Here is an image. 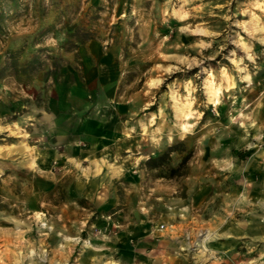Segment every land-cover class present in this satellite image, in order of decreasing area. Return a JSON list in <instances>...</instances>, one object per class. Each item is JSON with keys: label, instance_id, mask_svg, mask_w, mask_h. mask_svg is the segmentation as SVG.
Returning a JSON list of instances; mask_svg holds the SVG:
<instances>
[{"label": "clouds", "instance_id": "clouds-1", "mask_svg": "<svg viewBox=\"0 0 264 264\" xmlns=\"http://www.w3.org/2000/svg\"><path fill=\"white\" fill-rule=\"evenodd\" d=\"M232 2L233 0H227V5H216V7H229L230 12ZM30 3L47 13L58 6L59 0H30ZM107 3L108 0H104V4ZM192 3L194 0H176L175 3L173 0H165L162 6L163 14L167 18L187 21L190 16L195 17L205 7L201 2L200 8L195 11L184 10ZM177 5L180 11H177ZM152 7L160 6L156 4V0H153ZM148 15L153 18L152 13ZM207 15L215 16L217 13L210 10ZM236 15L249 17L247 21H236V26L264 44V0H246L244 4L238 3L237 12L231 15L225 13L222 19L230 21ZM131 16L138 17L137 24L144 19L143 12L135 5ZM164 22L167 23L168 20L165 19ZM63 23L64 19L61 18L56 23V30H60ZM25 31L29 36L25 39L24 45L35 49L59 50L60 43L66 35L61 31L58 38L55 31H45L33 38L31 28ZM127 31L133 30L128 28ZM226 31L227 29L212 30L207 22L196 23L195 20L179 28L180 33L200 39L188 45L183 54L164 56V60L169 63L167 66L155 65L156 69H161V74L157 78L151 79L154 69H148L144 73V76L151 80V82L145 81L147 90L141 89L148 102L144 103L138 112H133L129 120L122 121L124 136L127 139L139 136L141 140L136 150L133 151L129 147L126 155H121L118 148L111 163L108 162V157H105L103 164L107 165L108 171L103 175L100 174L99 166L93 167L96 164L94 160L88 161V167H82L83 162H81L76 163L74 169L54 168L55 174L42 172L37 166L36 160L40 153L37 145L41 142L47 143L49 136H62L63 141L58 143L69 142L68 127L71 125L63 126L60 117H57L56 123H50L48 113L35 107V104L31 107L25 104L23 107L28 111L19 120L0 117V135L6 134L5 139L9 136L20 139L19 144L0 145V177L4 175V166L11 165L46 176L56 183H60L67 176L69 180L75 182L78 195L84 197L90 205L97 207L106 203L119 188H123L125 192L129 191V188L135 189V185L125 186L122 181L125 171H133L141 176L167 172L168 164H159L150 169L152 156L156 150L163 154L180 142L195 141L198 156H203L205 139L208 136L218 135V129H223L224 125H219L218 122L217 125H213L212 119L205 120V112L200 110L201 107L207 110L211 105L213 113L219 116L217 106L231 101L228 127L230 128L231 124H238L244 132L239 137L240 142L235 145L239 155L234 154L229 148L221 153V158H216L214 155L207 165L200 164L197 160V167L204 171L194 170L187 181L184 180L183 175L176 180L165 181L164 183L172 186L167 189V197L160 198L161 205L150 204L151 197L141 196L138 207L134 209L135 219H130L126 214L123 224L113 221L112 215L101 214L113 225L110 229H99L95 223L90 224L89 221L95 212L88 210H83L82 216L71 222L67 221L62 213L50 210L34 213L20 207L19 204L12 206L19 208L17 216L0 211V221L13 225L0 226V264H144V261L138 258L129 259L120 255V249L116 246L122 242L118 230L126 233L127 237H132L134 233L129 231V226L145 223L140 216L145 217L153 226L147 236L130 242L136 248L138 256H146L149 264H264V124L257 126L251 114L245 115L247 105H243L238 114L233 115V112H237L234 107L236 95L233 91L237 90V81L246 85L239 91H245L253 84L252 74L245 60L256 65L257 57L250 45L245 43L243 36L236 33L234 38H230L225 35ZM228 42L242 49L244 55L237 56V52L233 50L225 57L234 66L235 75L230 76L229 69L224 66L214 74L211 66L204 67L205 61L214 60ZM217 43L219 50L214 48V44ZM3 46V41H0V48ZM175 47L184 46L177 44ZM192 51L196 52L195 56L191 54ZM5 60L10 66L11 58L5 57ZM193 68H199L200 71L188 78L187 74ZM176 73L184 74L183 86L187 95L180 96L178 84L169 85L167 92H159V87L165 82L163 78L165 74L171 76ZM202 75L206 79L201 87L195 84L194 80H200ZM198 88L203 94V99L199 102L195 95ZM9 90L13 93V99L16 93L26 99H32L15 84L11 89H0V93H7ZM157 92L160 95L158 109L156 112H148L147 109L157 103ZM2 98L3 95H0V99ZM112 103L114 101H108L101 95L97 107L102 105L110 107ZM169 108L171 113L167 111ZM38 113H42L40 120L36 119ZM139 113L144 115L136 119ZM137 127L140 131H137ZM252 129H255V135L251 134ZM29 141H32L33 146H29ZM70 143L79 146L83 141L79 137H71ZM120 143L121 141H117V145ZM140 144L146 146L147 151H143ZM218 147V144L212 145L214 154ZM59 155L58 152V157ZM170 156L172 165L178 166L183 154L171 151ZM9 160L11 165H5L4 162ZM70 163L75 162L70 161ZM191 163L190 161L189 164ZM126 164H130L131 167L125 169ZM177 170L180 173L186 171L179 168ZM156 183L160 185L161 181L158 180ZM185 183L188 185L186 196L182 195ZM198 185L212 187V191L199 204L193 199ZM116 199L119 204L120 197L117 196ZM71 203L76 204V201ZM67 207L68 204H64V208ZM141 243L151 244L152 247L140 248L138 245Z\"/></svg>", "mask_w": 264, "mask_h": 264}, {"label": "rangeland", "instance_id": "rangeland-1", "mask_svg": "<svg viewBox=\"0 0 264 264\" xmlns=\"http://www.w3.org/2000/svg\"><path fill=\"white\" fill-rule=\"evenodd\" d=\"M173 2L175 3L176 0ZM201 2L205 7L195 17L190 16L187 21H180L164 16L162 6L165 0H156V4L160 6L157 8L152 7L153 0H108L107 4H104V0H59L58 6L47 13L35 4H31L30 0H0V41H3L4 45L0 48V89H11L15 84L32 97L29 100L16 93L13 99V93L10 90L7 93H0L3 95L0 99V117L19 120L28 111L23 106L27 104L31 107L35 104V107L48 113L50 123H56L57 117H60V123L63 126L71 125L68 127L69 142L58 143V141H63L62 136H49L47 143L41 142L37 145L40 153L36 163L42 172L55 174L54 168L74 169L75 164L81 162H83L82 167H88V161L94 160L96 164L93 167L99 166L100 174L103 175L108 171L107 165L103 164L105 157H108V162L111 163L118 148L121 155H126L129 147L133 151L136 150L141 138L136 136L127 139L124 136L122 121L129 120L133 112H138V109L148 102V98L144 97L141 89L147 90L145 81L151 82V80L144 76V73L148 69H154L151 79L157 78L161 74V69H156L155 65L167 66L169 63L164 60V56L183 54L188 45L200 39L179 32L180 27L192 23L193 20L196 23L207 22L212 30L227 29L225 35L230 38H234L235 34L239 33L244 37L245 43L250 45L257 57L256 65H252L247 60L245 63L249 65L253 84L251 88L239 91L246 85L237 81V90H233L236 95L234 107L237 112H233V115H237L241 107L247 105L245 115L251 114L257 126L264 124V44L248 36L247 32L236 26V21H247L249 17L236 15L230 21L222 19L225 13L231 15L237 12L238 3L244 4L246 0H233L230 12L229 7H216V5H227V0H194V3L187 5L184 10L195 11L200 8ZM134 5L144 14V19L139 24H137L138 17L131 16ZM210 10L215 11L217 15L208 16L207 13ZM177 11H180L179 5H177ZM101 13H106V15L102 16ZM148 13H152L153 18H150ZM61 18L64 19L63 26L60 30H56V23ZM165 19L168 20L167 23L164 22ZM29 28L32 30L33 38L45 31H55L58 38L61 31L66 35L60 43L59 50L35 49L24 45L25 39L29 36L25 29ZM128 28L133 31H127ZM177 44L184 47L176 48ZM214 48L219 50V44H214ZM233 50L237 52V56L244 55L242 49L228 42L214 60L205 61L204 67L211 66L216 74L220 67L224 66L229 69L230 76L235 75L231 61L225 59ZM191 54L195 56L196 52L192 51ZM5 57L11 58L10 66L7 65ZM199 71V68H193L187 74L188 78L193 77ZM163 78L165 82L159 87V92H167L169 85L178 84L180 96L187 95L183 86L184 74L176 73L171 76L165 74ZM204 79L206 77L202 75L201 79L194 80V83L202 87ZM159 92L156 95L157 103L152 104L147 109L148 112L157 111L160 101ZM101 95L114 103L110 107L103 105L97 107ZM195 95L198 102L203 99L200 88ZM169 103H171L170 100ZM231 108V101L217 106L220 115L216 116L211 105L207 110L201 107L200 110L205 112V120L212 119L213 125H217V122L219 125H224L223 129H218V135L208 136L205 139L202 148L203 156H198L195 141L180 142L163 154L156 150L152 158L163 156L158 159L156 166L168 164L167 172L161 171L141 176L133 171H125L121 178L122 181L125 186L135 185V189L129 188V191L125 192L123 188H119L115 195H111L106 203L98 207L90 205L84 197L78 195L75 182L69 180L67 176L60 183H56L46 176L11 165L10 160L5 161V165L11 166H4V175L0 177V211L17 216L19 208L12 206L19 204L20 207L34 213L49 210L62 213L66 220L71 222L81 217L83 210H88L95 212L89 223H95L99 229H110L113 226L101 214L112 215L113 221L121 224L125 223L126 214L130 219H135L134 209L138 207L141 196L151 197L149 203L159 206L162 204L160 198H166L167 189L172 186L164 183L165 181L176 180L181 175L187 181L188 176L194 170L204 171L197 167V160L200 164L207 165L214 155L216 158H221V153L229 148L234 154H240L235 145L240 142L239 137L244 132L238 124H231V127H228L230 124L228 114ZM167 111L171 113L170 108ZM143 115L144 113H139L136 119ZM41 118L42 113H38L36 119ZM83 130H87V134L78 136V132ZM99 130L104 132L102 138L95 134ZM137 131H140L139 127ZM251 134H256L255 129L251 130ZM5 136L6 134L0 135V145L11 146L20 143L17 137L9 136L5 139ZM71 137H79L83 144L71 145ZM117 141L121 143L117 145ZM214 144L219 145L215 154L212 152ZM101 145L103 146L102 156L93 153L92 159L81 158L85 151L100 150ZM29 146H33L32 141H29ZM140 146L143 151H147L146 146L143 144ZM171 151L183 154L178 166L172 165ZM70 161L75 163H70ZM124 167L129 169L131 165L126 164ZM177 168L186 171L180 173ZM57 179L59 180V176ZM158 180L161 181L160 185L156 183ZM183 187L182 195L186 196L187 183ZM210 191H212L210 185L203 187L198 185L193 199L199 204ZM117 196L120 197L119 204ZM72 201H76V204H72ZM64 204H68V207L64 208ZM162 211L166 210L162 209ZM140 219L145 220V223L129 226V231L134 233L132 237H127L126 233L118 230L122 242L116 246L120 249V255L129 259L138 258L144 261V264H149L146 256H138L136 248L130 242L147 236L153 226L145 217L140 216ZM0 226L12 227L13 225L0 221ZM138 246L140 248L152 247L151 244L145 243Z\"/></svg>", "mask_w": 264, "mask_h": 264}, {"label": "crops", "instance_id": "crops-1", "mask_svg": "<svg viewBox=\"0 0 264 264\" xmlns=\"http://www.w3.org/2000/svg\"><path fill=\"white\" fill-rule=\"evenodd\" d=\"M80 134H83V135H85V134H87V130H83V131H79L78 132V136L80 135ZM96 134V136L97 137H100V138H102L103 137V135H104V132H103V130L102 131H98L97 133H95ZM100 140V139H99ZM97 143H98V141H97ZM102 146V145H101ZM99 151V152H98ZM81 153H82V151H81ZM93 153H98L100 156H102L101 154H103V146L100 148V150H95L94 152H90V151H88V152H84V154H82V159H86V157L88 158L89 157V159H92V154ZM97 157V156H96ZM97 158H100V157H97ZM97 158H96V160H97Z\"/></svg>", "mask_w": 264, "mask_h": 264}, {"label": "trees", "instance_id": "trees-1", "mask_svg": "<svg viewBox=\"0 0 264 264\" xmlns=\"http://www.w3.org/2000/svg\"><path fill=\"white\" fill-rule=\"evenodd\" d=\"M163 156H160L158 158H152V163L150 165V167L156 166V162L158 161V159H161Z\"/></svg>", "mask_w": 264, "mask_h": 264}]
</instances>
